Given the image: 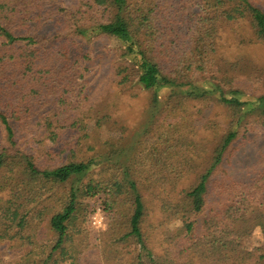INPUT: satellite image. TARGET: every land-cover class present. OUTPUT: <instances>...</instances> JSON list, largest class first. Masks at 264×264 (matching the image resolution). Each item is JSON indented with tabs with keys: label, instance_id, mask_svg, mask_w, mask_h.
Here are the masks:
<instances>
[{
	"label": "trees",
	"instance_id": "1",
	"mask_svg": "<svg viewBox=\"0 0 264 264\" xmlns=\"http://www.w3.org/2000/svg\"><path fill=\"white\" fill-rule=\"evenodd\" d=\"M89 42H101L98 54L82 48ZM247 47L264 49V0H0L8 263L264 264V245L247 252L229 237L264 234V150L250 171H235L247 125L264 127V94L244 82L254 68ZM106 69L154 93L152 139L68 158L61 139L81 128V113L94 117ZM214 108L225 122L210 118ZM95 198L102 242L83 227ZM46 227L55 240L40 247Z\"/></svg>",
	"mask_w": 264,
	"mask_h": 264
},
{
	"label": "rangeland",
	"instance_id": "2",
	"mask_svg": "<svg viewBox=\"0 0 264 264\" xmlns=\"http://www.w3.org/2000/svg\"><path fill=\"white\" fill-rule=\"evenodd\" d=\"M98 45L101 47V42H98ZM98 45L96 42H89L83 44L82 48L85 51L93 52L95 55L99 53ZM243 50L241 53L247 57L245 61L254 66L251 70L252 75L244 82L248 88L254 89L253 93L264 94V49L263 47H247ZM105 71H107L106 74L100 77L99 83L94 87L96 96V102L92 108L94 117L86 120L87 117L84 116V112L81 113V128L70 132L61 139V144H69V151L72 146H74L73 150L76 151L74 156L68 151L65 154L68 158L79 159L84 155L90 156L94 151L105 152L113 140L115 142L122 140L124 143L130 144L134 139L142 143L152 139L153 126L150 125L148 118L154 93L137 85L121 84L119 77H116L114 72L109 69ZM247 87L244 86V88ZM249 91L252 93L251 89ZM168 95L169 91H162L161 99L167 98ZM189 103L194 107V102ZM209 116L212 120L220 122H225L228 118L227 115L223 114L221 108H214ZM247 129L250 131L249 139L246 142L241 139L238 141L240 150L235 160V171L238 173L239 171H250V168L259 161V153L264 150V127L255 122L248 124ZM78 140L80 141L77 145ZM85 205L92 209V216L97 209H100L105 216L99 199H87ZM175 226L172 224L166 228V236L172 233ZM83 227L90 230L93 233V238H97L98 242H102L108 230L107 223L104 228H95L92 225V217L91 220L85 222ZM45 229V233H42L37 240L40 247H43L44 243H51L55 240L54 234L50 232L48 227ZM223 235L227 234L224 233ZM229 237L239 241L240 249L247 252L264 245V234L259 228H255L250 234L229 235ZM108 250H112L111 247ZM11 253L7 244L0 245V264H9L8 260L13 258Z\"/></svg>",
	"mask_w": 264,
	"mask_h": 264
},
{
	"label": "built area",
	"instance_id": "3",
	"mask_svg": "<svg viewBox=\"0 0 264 264\" xmlns=\"http://www.w3.org/2000/svg\"><path fill=\"white\" fill-rule=\"evenodd\" d=\"M92 225L97 229L105 227V216L102 214V211L100 209H97L92 216Z\"/></svg>",
	"mask_w": 264,
	"mask_h": 264
}]
</instances>
